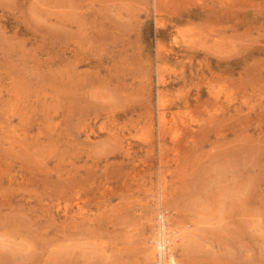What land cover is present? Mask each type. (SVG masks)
<instances>
[{"label": "rangeland", "instance_id": "374dc122", "mask_svg": "<svg viewBox=\"0 0 264 264\" xmlns=\"http://www.w3.org/2000/svg\"><path fill=\"white\" fill-rule=\"evenodd\" d=\"M161 211L264 264V0H0V264H161Z\"/></svg>", "mask_w": 264, "mask_h": 264}, {"label": "bare ground", "instance_id": "6f19581e", "mask_svg": "<svg viewBox=\"0 0 264 264\" xmlns=\"http://www.w3.org/2000/svg\"><path fill=\"white\" fill-rule=\"evenodd\" d=\"M162 213H163V211H161L159 214L158 226L156 224V226L158 227V229H156V231L158 230V232H157L158 236H156L157 237L156 245L153 246L151 249H148V250L151 253H154L156 255V257H159V261L161 262V264H178L175 257L173 256L172 246H171L172 234H173V232L175 233V231H173V229H171L170 226L165 224L167 221L164 222ZM154 234H156V232ZM150 255H152V254H150Z\"/></svg>", "mask_w": 264, "mask_h": 264}]
</instances>
